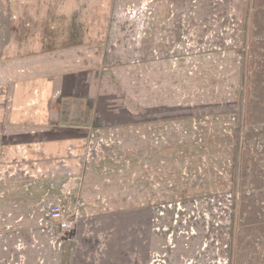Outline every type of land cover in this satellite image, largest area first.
I'll return each mask as SVG.
<instances>
[{
    "label": "rangeland",
    "instance_id": "rangeland-1",
    "mask_svg": "<svg viewBox=\"0 0 264 264\" xmlns=\"http://www.w3.org/2000/svg\"><path fill=\"white\" fill-rule=\"evenodd\" d=\"M31 60L85 140L0 166V264H264V0H0V84Z\"/></svg>",
    "mask_w": 264,
    "mask_h": 264
},
{
    "label": "crops",
    "instance_id": "crops-1",
    "mask_svg": "<svg viewBox=\"0 0 264 264\" xmlns=\"http://www.w3.org/2000/svg\"><path fill=\"white\" fill-rule=\"evenodd\" d=\"M48 66L43 60H31L23 65L25 73L21 69L22 74L14 75L12 82L0 84V166L6 170L33 169L53 161L67 163L68 158L82 153L85 138L77 130L82 115L71 113L72 107L59 114L54 109L57 93L69 94L70 87L76 90V71L70 65L61 72L37 71ZM80 101L82 113L89 104Z\"/></svg>",
    "mask_w": 264,
    "mask_h": 264
},
{
    "label": "built area",
    "instance_id": "built-area-1",
    "mask_svg": "<svg viewBox=\"0 0 264 264\" xmlns=\"http://www.w3.org/2000/svg\"><path fill=\"white\" fill-rule=\"evenodd\" d=\"M50 215L52 216L53 219H56L59 221V227L61 230H68L71 228V223L64 219L60 210V207L58 205H53L50 207Z\"/></svg>",
    "mask_w": 264,
    "mask_h": 264
},
{
    "label": "trees",
    "instance_id": "trees-1",
    "mask_svg": "<svg viewBox=\"0 0 264 264\" xmlns=\"http://www.w3.org/2000/svg\"><path fill=\"white\" fill-rule=\"evenodd\" d=\"M257 242H258V244H257ZM252 245H256L255 246V248H253L254 246H250V248H251V251L252 252H256L257 253V251L259 250V249H262L263 250V248H264V241H262L259 237H257L256 238V243H255V241H254V243H252ZM254 252V253H255ZM257 258V257H256ZM255 258V259H256Z\"/></svg>",
    "mask_w": 264,
    "mask_h": 264
}]
</instances>
